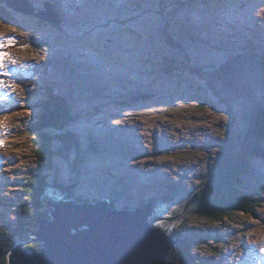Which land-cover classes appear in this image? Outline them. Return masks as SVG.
Masks as SVG:
<instances>
[{
    "label": "rangeland",
    "instance_id": "rangeland-1",
    "mask_svg": "<svg viewBox=\"0 0 264 264\" xmlns=\"http://www.w3.org/2000/svg\"><path fill=\"white\" fill-rule=\"evenodd\" d=\"M24 4L58 25L15 11L13 23L0 21L1 199H14L18 189L10 185L37 167L26 124L43 117L36 116L40 98L19 83L25 76L71 98L74 117L67 131L85 145L74 162L72 155L57 157L53 170L46 171L66 193L88 201L107 195L116 206L131 208L143 199L163 197L170 234L187 230L199 235L190 246L192 264H264V208L255 206L252 216L237 211L216 223L199 216L172 218L185 192L197 188L212 165L230 129V113L237 118L231 128L245 133L252 109L242 120L236 102L231 100L230 108L215 98L192 69L170 68L183 64L188 49L199 64L221 62L250 41L264 50V0H124L121 7L116 0ZM185 32L206 46L194 49L184 38L179 51L171 48L165 37ZM248 170L254 177L247 184H258L264 198V158H250Z\"/></svg>",
    "mask_w": 264,
    "mask_h": 264
},
{
    "label": "trees",
    "instance_id": "trees-1",
    "mask_svg": "<svg viewBox=\"0 0 264 264\" xmlns=\"http://www.w3.org/2000/svg\"><path fill=\"white\" fill-rule=\"evenodd\" d=\"M160 8L162 11L163 6L160 5ZM14 15V10L6 6L5 0H0V21L13 23ZM185 35L188 36L190 47L195 44L200 46L197 35ZM166 41L175 48L184 44L182 39L172 35H167ZM236 50L226 62H215L213 65L197 63L196 55L191 54L192 51L188 49L186 51L191 58L184 54V64L174 63L170 67L175 71L192 69L200 79L204 78L215 98H220L229 105L231 100L236 102V113H240L242 120L243 113L246 115L247 109H252L251 117L249 115L250 118L246 117L244 121L245 133L244 129L235 133L231 128L237 118L230 113V129L217 145L218 151H215L217 155L212 165L202 173L197 188L185 192L172 218L199 216L216 223L237 211L252 216L255 206L264 208L262 188L256 183L247 184V180L254 177L248 170L249 159L254 156L264 158V50L252 45ZM169 61L172 63L170 59ZM21 82L27 88H32L33 95L40 98L41 111L36 116L39 118L41 115L43 121L31 119L26 124L28 134L32 137V154L36 158L37 167L27 172L22 179L14 180L15 185L10 186L17 187L16 196L8 200L7 209L0 208V264H8V254L17 241L25 242L24 249L29 251L36 252L40 249L41 243L31 241L30 234L42 219L50 218L51 209L42 201L44 193L50 188L71 198L64 187L50 180L46 171L53 169L55 158L67 160L72 155L74 162V158L80 153V140L69 133L66 127L68 120L73 117L70 102L53 86H46L35 79L22 78ZM160 199L164 200L163 197ZM187 232L190 231L176 230L171 234L178 240L168 250L166 264H192L190 246L196 244L195 237L199 235L195 236L196 232L186 234Z\"/></svg>",
    "mask_w": 264,
    "mask_h": 264
},
{
    "label": "water",
    "instance_id": "water-1",
    "mask_svg": "<svg viewBox=\"0 0 264 264\" xmlns=\"http://www.w3.org/2000/svg\"><path fill=\"white\" fill-rule=\"evenodd\" d=\"M25 0H6L7 6L33 14ZM52 22L43 11L36 14ZM51 195V194H49ZM42 197L50 218L42 219L31 241L41 243V253L16 243L8 264H166L168 250L176 244L159 203L135 210H116L107 199L78 203L52 194Z\"/></svg>",
    "mask_w": 264,
    "mask_h": 264
},
{
    "label": "bare ground",
    "instance_id": "bare-ground-1",
    "mask_svg": "<svg viewBox=\"0 0 264 264\" xmlns=\"http://www.w3.org/2000/svg\"><path fill=\"white\" fill-rule=\"evenodd\" d=\"M162 6H163V8L165 7L164 4H162ZM58 8L60 9L59 6H58ZM205 19H206V18H205ZM75 29H76V28H75ZM186 33H187V32H186ZM194 35L196 36V34H194ZM141 39H142V38H141ZM250 42H253V41H250ZM250 42L247 43V44H250ZM189 43H190V42H189ZM104 84H105V83H104ZM245 116H246V115H245ZM134 117H135V116H134ZM99 122H101V120H99ZM108 127H109V126H108ZM109 131H111V130H109ZM98 140L103 141L104 139H101V138H100V139H98ZM130 150H131V149H130ZM127 151H128V150H127ZM79 159H80V158H79ZM80 160H81V159H80ZM70 186H71V185H70ZM143 200H144V199H143ZM128 201H132V200L129 199ZM0 202H1V204H2V207H1L2 209H7V208L9 207V205H7V204L1 199V197H0ZM160 202H161V201H160ZM3 204H6V205H3ZM140 204H141V205H144L142 201H140ZM159 204H160V203H159ZM160 205H162V204H160ZM10 214H12V213H10ZM38 226H39V225H38ZM38 226H37V228H36L34 231H36V230L38 229ZM183 228H184V227H183ZM192 234H193V233H192ZM30 236H31V235H30ZM31 238H32V239H35L36 237H35L34 235H32ZM34 241H35V240H34ZM18 242H20V241H17L16 243H18ZM16 243H15V244H16ZM22 247L25 248V244H23ZM40 249H41V248H40ZM40 249L37 250L36 253H41Z\"/></svg>",
    "mask_w": 264,
    "mask_h": 264
},
{
    "label": "snow or ice",
    "instance_id": "snow-or-ice-1",
    "mask_svg": "<svg viewBox=\"0 0 264 264\" xmlns=\"http://www.w3.org/2000/svg\"><path fill=\"white\" fill-rule=\"evenodd\" d=\"M9 40L11 41V38H9ZM4 65H3V59L0 58V68H2ZM0 83H3L2 81H0ZM0 143H2V141H0ZM262 251H264V249H262Z\"/></svg>",
    "mask_w": 264,
    "mask_h": 264
}]
</instances>
